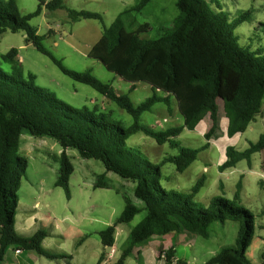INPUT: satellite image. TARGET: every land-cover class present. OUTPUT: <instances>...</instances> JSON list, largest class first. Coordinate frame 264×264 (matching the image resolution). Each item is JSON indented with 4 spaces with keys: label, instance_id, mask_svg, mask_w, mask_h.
<instances>
[{
    "label": "trees",
    "instance_id": "1",
    "mask_svg": "<svg viewBox=\"0 0 264 264\" xmlns=\"http://www.w3.org/2000/svg\"><path fill=\"white\" fill-rule=\"evenodd\" d=\"M152 1L139 0L122 11L109 27L103 26L102 36L89 54L108 70L131 82V91L138 82L151 86L153 94L135 105L128 94L117 93L91 70L78 72L66 68L43 44L44 37L30 21L39 16L43 8L48 12L65 9L64 0H38L37 10L29 15L20 12L17 0H0V36L6 32H24L26 42L51 58L65 75L92 87L134 118V123L126 128L97 107L93 110L75 108L50 90L36 85L34 74H24L16 48L0 56V264L5 263L10 248L32 251L48 259L59 257L43 247L45 231L39 230L28 237L16 230L18 191L28 168L27 159L20 154L25 132L34 137L53 138L60 144L56 186L64 189L67 198H70L69 180L74 172L68 149L77 150L83 159L100 161L107 173L112 172L135 185L134 196L144 204L146 216L130 231L115 264H126L134 251L152 238L177 236L183 232L208 238L214 222L228 220L239 223L236 245L223 248L205 264H254L247 256L254 236V216L235 202L240 196V184L233 200L215 196L207 208H202L195 197L204 185L203 179L189 193L167 190L161 184L163 163H153L128 145L129 138L140 132L160 145L169 144L179 153L164 162L174 164L178 172H183L209 143L193 149L182 146L177 138L208 112L212 126L205 138L209 141L218 129L219 102L228 121V137L246 132L261 114L264 101V51L244 49L235 35L236 28L248 20L250 14L245 12L229 22L224 14L212 12L205 0H176L178 15L173 27L161 29L156 38H144L142 34L147 27L138 23L137 15ZM68 15L72 22L85 19L103 22L102 15L96 12L68 10ZM2 64L9 65V71L4 70ZM158 91L165 95H159ZM172 98L184 118L182 126L156 131L139 123L142 114L150 112L156 104L170 107ZM261 151H264V133L244 151L227 146L226 160L219 169L223 172L235 168L244 160L250 164L253 155ZM105 174L98 177L94 188L110 187ZM141 211L126 199L118 223L131 222ZM100 236L104 248H112L116 225L107 227ZM163 254L171 263L175 247L165 252L161 248L159 257ZM138 255L141 256L140 250ZM262 258L261 264H264V254ZM105 259L103 253L98 264ZM177 264L183 263L177 260Z\"/></svg>",
    "mask_w": 264,
    "mask_h": 264
},
{
    "label": "rangeland",
    "instance_id": "2",
    "mask_svg": "<svg viewBox=\"0 0 264 264\" xmlns=\"http://www.w3.org/2000/svg\"><path fill=\"white\" fill-rule=\"evenodd\" d=\"M138 1L64 0L65 9L48 12L43 8L42 13L30 22L38 29V34L44 37L46 48L66 68L78 72L91 70L99 80L110 84L119 94H128L133 103L139 105L153 94L149 84L138 82L131 91V82L108 70L100 60L89 56L102 36L103 26L109 27L122 11ZM205 2L212 12L224 14L229 22L249 12V19L236 28L237 41L249 51H264V0ZM17 3L24 15L34 13L38 8V0H17ZM68 10L99 13L103 22L94 19L72 22ZM177 15L176 0H153L137 15L138 23L147 27L143 37L156 38L161 29H171ZM12 48L18 50V60L24 74H34L36 85L50 90L58 99L79 109L93 110L97 107L126 128L134 123V118L116 103L92 87L75 82L65 75L51 58L26 42L24 32H6L0 36V56ZM2 68L9 71L7 64H2ZM158 94L165 95L161 91ZM139 123L156 131H165L182 126L184 118L176 100L172 98L170 107L163 103L156 104L150 112L142 114ZM227 125L222 103L219 102L218 129L209 141L205 138L212 126L208 112H204L192 128L183 131L177 140L184 147L199 149L209 143V147L202 150L197 160L183 172H178L174 164L164 162L179 153L178 149L171 148L169 144L160 145L140 132L129 138L128 145L153 163H163L161 184L167 190L189 193L203 179L204 185L195 197L202 208H207L215 196L233 200L240 184V196L235 202L254 216V236L247 256L252 263L261 264L264 254V153L253 155L250 164L244 160L235 168L223 172L219 166L226 160L227 146L232 145L244 151L250 142H256L264 133V101L261 114L243 134L229 138ZM29 146L33 150L26 153L24 150ZM20 149V154L27 159L28 168L18 191L15 226L18 233L28 237L39 230L45 231L47 237L43 247L59 257L48 259L32 251H22L21 255L15 256L14 249L10 248L11 257L17 258L19 264L27 257L31 261L29 264H98L101 255L105 253L106 259L102 264H115L130 231L146 216L144 204L134 196L135 185L112 172L107 173L100 161L83 159L77 150L68 149L74 172L69 180L70 198H67L64 189L56 186L59 156L62 152L60 144L53 138L34 137L25 132ZM103 174L110 187L94 188L98 177ZM126 199L142 211L129 223H118L125 210ZM113 225H116L115 245L105 249L100 233ZM239 228L238 222L228 220L225 223L214 222L208 238L189 232L152 238L137 248L134 255L126 260V264H177V260L183 264H205L223 248L236 245ZM172 246L175 247V257L168 263L164 254L159 257V253L161 248L165 252Z\"/></svg>",
    "mask_w": 264,
    "mask_h": 264
},
{
    "label": "crops",
    "instance_id": "3",
    "mask_svg": "<svg viewBox=\"0 0 264 264\" xmlns=\"http://www.w3.org/2000/svg\"><path fill=\"white\" fill-rule=\"evenodd\" d=\"M30 146H31V144H30ZM30 146L24 150L26 153H27V152H31V151L33 150ZM261 152L264 153V151H261ZM263 162H264V161H263ZM16 230H17V227H16ZM17 232H18V230H17ZM9 250H10V249H8L7 254H6V260H7V262L5 261L4 264H19V263H18L19 261H17V258L11 257V255H10V253H9ZM21 254H22V252H18V251H15V250H14V255H15V256H19V255H21ZM30 256H31V255H30ZM27 258H28V259L23 260V261L21 262V264H29V262H31V261H30L29 257H27Z\"/></svg>",
    "mask_w": 264,
    "mask_h": 264
},
{
    "label": "built area",
    "instance_id": "4",
    "mask_svg": "<svg viewBox=\"0 0 264 264\" xmlns=\"http://www.w3.org/2000/svg\"><path fill=\"white\" fill-rule=\"evenodd\" d=\"M112 250H114V248H113ZM18 252H19V251H18ZM112 252H114V251H112Z\"/></svg>",
    "mask_w": 264,
    "mask_h": 264
}]
</instances>
